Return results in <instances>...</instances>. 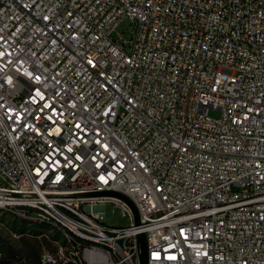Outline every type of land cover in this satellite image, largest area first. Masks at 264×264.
Wrapping results in <instances>:
<instances>
[{"label": "built area", "instance_id": "obj_1", "mask_svg": "<svg viewBox=\"0 0 264 264\" xmlns=\"http://www.w3.org/2000/svg\"><path fill=\"white\" fill-rule=\"evenodd\" d=\"M0 209L16 264H264V0H0Z\"/></svg>", "mask_w": 264, "mask_h": 264}, {"label": "rangeland", "instance_id": "obj_2", "mask_svg": "<svg viewBox=\"0 0 264 264\" xmlns=\"http://www.w3.org/2000/svg\"><path fill=\"white\" fill-rule=\"evenodd\" d=\"M124 21L119 29L128 26ZM213 116L220 115L217 110H210ZM108 223L113 225H127L131 219L123 215L115 203L103 206ZM45 233L48 234L45 235ZM55 231L47 225L18 216L12 211L0 209V264H16L19 259L36 261L44 248L53 246Z\"/></svg>", "mask_w": 264, "mask_h": 264}, {"label": "trees", "instance_id": "obj_3", "mask_svg": "<svg viewBox=\"0 0 264 264\" xmlns=\"http://www.w3.org/2000/svg\"><path fill=\"white\" fill-rule=\"evenodd\" d=\"M37 260V259H36ZM29 261V260H28ZM31 262H33V261H31Z\"/></svg>", "mask_w": 264, "mask_h": 264}]
</instances>
